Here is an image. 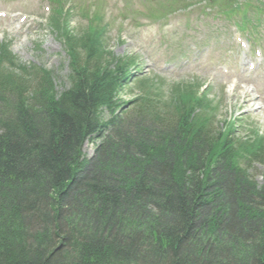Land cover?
<instances>
[{
  "label": "trees",
  "instance_id": "obj_1",
  "mask_svg": "<svg viewBox=\"0 0 264 264\" xmlns=\"http://www.w3.org/2000/svg\"><path fill=\"white\" fill-rule=\"evenodd\" d=\"M54 13L68 88L0 41V264H264V140L218 126L199 85L123 101L134 60L103 19Z\"/></svg>",
  "mask_w": 264,
  "mask_h": 264
},
{
  "label": "rangeland",
  "instance_id": "obj_2",
  "mask_svg": "<svg viewBox=\"0 0 264 264\" xmlns=\"http://www.w3.org/2000/svg\"><path fill=\"white\" fill-rule=\"evenodd\" d=\"M146 1L152 9L158 6L157 0ZM190 1L201 4L207 0H182L177 7ZM258 1L264 3V0ZM177 2L165 0L164 4L176 6ZM226 2L229 6L234 4L232 0ZM41 3L42 0H0V40L11 45L21 64L34 63L50 70L56 89L61 91L70 82L68 55L60 40L49 31ZM103 8L107 20L112 23L105 40L108 49L117 56L137 57L139 71L156 80L153 82L156 88L167 92L179 83L208 86L211 99L221 105L218 126L234 118L238 123L239 139L234 135L236 139L243 138L254 144L264 138V75H260L261 69L251 66L252 62L256 65L259 49L241 44L243 36L238 31L231 33L230 26L238 22L212 15L203 16L200 21H188L179 10L171 16L174 19L171 26L145 20L141 26L131 27L128 16L135 18L136 23L143 20L139 0H103ZM254 23L260 26L259 31L251 34L258 39L257 44L264 47V12L259 13ZM76 25L77 21L73 23ZM158 34H163L165 41L170 43L169 49L153 39ZM184 38H188V42ZM137 92L135 85L126 87L120 97L126 101ZM95 147V142L85 143L88 158L94 157ZM249 168L257 183L262 185L264 163L256 161Z\"/></svg>",
  "mask_w": 264,
  "mask_h": 264
}]
</instances>
